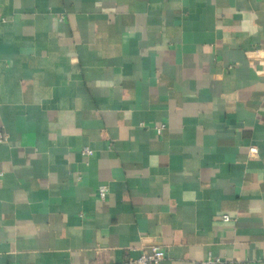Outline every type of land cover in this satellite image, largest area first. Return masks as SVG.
<instances>
[{"label":"crops","instance_id":"obj_1","mask_svg":"<svg viewBox=\"0 0 264 264\" xmlns=\"http://www.w3.org/2000/svg\"><path fill=\"white\" fill-rule=\"evenodd\" d=\"M0 132V264H264V0H0Z\"/></svg>","mask_w":264,"mask_h":264},{"label":"built area","instance_id":"obj_2","mask_svg":"<svg viewBox=\"0 0 264 264\" xmlns=\"http://www.w3.org/2000/svg\"><path fill=\"white\" fill-rule=\"evenodd\" d=\"M63 19L64 18L62 16L61 20ZM164 128H165V124H161L160 126H157L156 130L158 134H161ZM6 140H7V136L4 135L2 132H0V141H6ZM250 150L251 152L255 151L254 148H251ZM83 152L87 155L92 154V151L89 150L88 148H85ZM107 196H108V188L106 186H101L99 188V197L102 200H105ZM224 219L226 221H229L230 217L225 215ZM165 257H166V253H165L164 248H162L159 244H155L154 246H152V249L150 252L142 253L137 259L130 260L129 262H127V264H157L161 262L162 260H164ZM219 263H220L219 259H213L210 257L206 261H204L202 264H219Z\"/></svg>","mask_w":264,"mask_h":264}]
</instances>
